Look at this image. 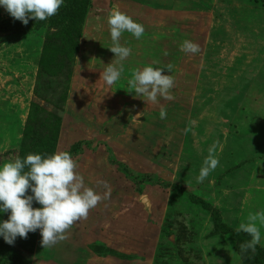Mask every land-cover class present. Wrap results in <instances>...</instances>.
I'll return each instance as SVG.
<instances>
[{"label":"rangeland","instance_id":"374dc122","mask_svg":"<svg viewBox=\"0 0 264 264\" xmlns=\"http://www.w3.org/2000/svg\"><path fill=\"white\" fill-rule=\"evenodd\" d=\"M73 2V15L0 33V163L67 151L85 185L103 195L105 181L111 195L52 247L39 230L12 245L0 238V264H211L207 249L223 258L233 239L244 264H264V249L240 252L250 237L237 231L264 211V0ZM114 8L145 33L122 34L132 54L108 86ZM12 19L0 7V27ZM186 39L198 54L180 50ZM149 65L171 66L162 74L174 79L173 100L128 92L132 72ZM213 144L219 165L198 184Z\"/></svg>","mask_w":264,"mask_h":264},{"label":"clouds","instance_id":"9594fccd","mask_svg":"<svg viewBox=\"0 0 264 264\" xmlns=\"http://www.w3.org/2000/svg\"><path fill=\"white\" fill-rule=\"evenodd\" d=\"M65 0H0L2 7L14 20L23 25L29 19L44 21L57 14ZM107 24L112 41L108 48L116 57L115 62L107 64L101 73L106 85L118 82L124 71V61L132 54L129 47L120 44L123 33H130L136 39L143 37V24L135 22L132 17L112 9L107 14ZM184 53L196 55L200 46L191 40L180 44ZM167 68L151 65L137 68L128 80L130 93L146 103L158 104L159 99L173 100L171 90L174 79L162 74ZM143 112L133 119L139 120ZM167 110L160 107L159 118L165 119ZM215 144L208 149V156L196 177L197 183H203L209 174L219 165L214 155ZM77 164L67 151L51 154L29 153L24 158L0 163V214L7 213V220H0V238L12 245L17 237L26 238L29 232L39 230L42 248H49L67 238L66 232L74 224L86 219L89 210L95 208L101 200L108 199L111 188L105 181H98L105 188L103 195L85 185L83 176L77 171ZM30 192V194H28ZM33 202L40 207H33ZM260 225H264V211L250 215L247 221L239 224L237 231L246 233L250 240L241 243V253L256 251L264 237Z\"/></svg>","mask_w":264,"mask_h":264},{"label":"crops","instance_id":"0c3cea01","mask_svg":"<svg viewBox=\"0 0 264 264\" xmlns=\"http://www.w3.org/2000/svg\"><path fill=\"white\" fill-rule=\"evenodd\" d=\"M261 234H262V237H263L264 233H261ZM221 236H223V235H221ZM211 246H213V245L211 244ZM257 246L262 248V249H264V240H262L261 244H259ZM196 250H197L198 254L204 253V251H202L200 243L198 244ZM207 250H208V253L206 254V259L208 261L212 260V261L209 262L211 264H244L240 254L237 251L236 242H234V241L229 244V247H228V250H227L228 252H227V254L225 256H223V258H222V256H218L217 258L214 259L212 256L216 255L217 253H213V248L211 249V253L209 252V249H207ZM252 264H260V263H252Z\"/></svg>","mask_w":264,"mask_h":264},{"label":"trees","instance_id":"16d2710c","mask_svg":"<svg viewBox=\"0 0 264 264\" xmlns=\"http://www.w3.org/2000/svg\"><path fill=\"white\" fill-rule=\"evenodd\" d=\"M78 6V7H77ZM83 6H84V10H83V14L85 13V8H86V6H87V2L85 1V3H83ZM80 6L79 5H76L74 2H73V0H65V2H64V4L61 6V8L58 10L61 14H65V15H73V13L75 12V10L76 9H78ZM83 8V7H82ZM79 11V10H78ZM82 14V15H83ZM14 22H16V23H21L20 21H18V20H14V19H12L10 22H5L4 24H3V26L2 27H0V33H11V32H14L15 33V31H12V26H13V23ZM48 42V41H47ZM47 44V43H46ZM44 50V49H43ZM43 50H42V54H43ZM45 51H46V48H45ZM41 64H42V55H41V58L39 59V66H41ZM29 121H30V119H29ZM29 121H28V128L27 129H29L30 128V125H29ZM26 132V134H27V130L25 131ZM24 132V133H25ZM24 137H25V135H24ZM23 152H25L24 151V149L23 150H21L20 151V153L22 154ZM229 232V231H228ZM236 231H233V233H235ZM233 241L234 242H236L235 241V239H233ZM237 243V242H236ZM256 247H258V246H256ZM237 251H238V249H237ZM238 253H239V251H238ZM240 254V253H239ZM240 256H241V254H240ZM241 258H242V256H241ZM242 261H243V259H242ZM246 264V263H245ZM249 264V263H248ZM252 264V263H251ZM260 264H262V263H260Z\"/></svg>","mask_w":264,"mask_h":264}]
</instances>
